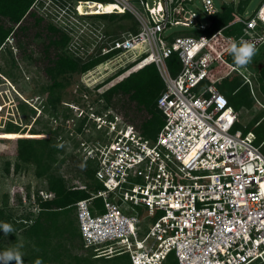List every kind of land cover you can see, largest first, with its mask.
<instances>
[{"label":"built area","instance_id":"2783aa9c","mask_svg":"<svg viewBox=\"0 0 264 264\" xmlns=\"http://www.w3.org/2000/svg\"><path fill=\"white\" fill-rule=\"evenodd\" d=\"M39 1L44 15L53 16L62 29L77 21L78 9L71 4ZM108 1L129 13L138 30L113 40L101 55L115 52L108 63L133 53L124 66L137 61L131 72L155 65L163 82L156 99L163 121L149 139L121 117L110 118L102 100L73 106L78 119L86 116L94 126L93 137L79 141L75 154L96 164L95 179L102 187L73 205L84 246H101L108 256L127 255L131 264H264V155L259 149L264 142L256 145L253 133L236 129L238 113L215 82L206 83L219 65L230 66L227 49L233 40L242 38L256 50L264 46V0L247 19L238 16L218 29L212 0H200L207 24L197 20L195 0H152L151 6L145 0ZM176 26L193 35H164ZM172 55L181 66L175 75L166 62ZM230 71L241 75L236 66ZM38 195L41 201L54 198L46 191ZM97 199L102 210L93 204ZM32 203L38 212L36 198Z\"/></svg>","mask_w":264,"mask_h":264},{"label":"trees","instance_id":"16d2710c","mask_svg":"<svg viewBox=\"0 0 264 264\" xmlns=\"http://www.w3.org/2000/svg\"><path fill=\"white\" fill-rule=\"evenodd\" d=\"M62 3L64 5L67 3L71 4L72 9H74L77 3H81L78 11L79 15L82 16L75 14L79 18L105 20L120 17L130 22L134 19L129 13H122L121 8L110 4L108 0H62ZM95 3L102 5L98 6ZM36 4H38V0H0V52L5 48L11 54L12 49H15L17 58H30L35 63L36 69L39 70L40 74L49 83V93L53 94L55 91L63 88L62 81L58 80L59 76L68 74L83 75L90 69L102 65L115 54V52H112L89 59L83 63H78L77 60L69 57L65 52L66 47L71 41L68 31L55 24L41 10L38 11ZM39 5L40 9L44 6L40 2ZM116 9H119V13L122 14L113 13V10ZM239 9L241 10L242 8ZM228 16V7H222L219 17L218 14L213 17V20L218 18L213 28L218 29L227 24ZM135 32L137 30L133 33ZM9 40H11V43H8ZM35 41L39 43L35 45ZM32 46H36V48L33 47L34 49L31 50ZM34 54L36 55L34 56ZM13 58L15 57L13 56ZM166 62L171 74L175 75L181 67L178 57L172 55ZM136 63L137 61L119 69L120 71L117 74L128 68L130 69ZM228 64L235 66L232 55L228 59ZM253 64H255V73L257 75L255 79L264 87V64L260 62ZM230 66L221 64L212 72H225L222 78L220 77L221 80L217 84V88L226 97L235 112L239 113L241 110H248L253 99L250 95L248 84L243 81V77L240 74L233 72L235 75L230 77L231 75L228 74ZM251 66L252 63L250 64ZM115 76L116 74L108 77L99 85H96L95 89L100 88L103 84H107ZM206 83L209 82L206 81ZM162 90L163 82L159 73L155 65L149 64L131 73L102 94L97 95L94 103H99V100H102L101 108L102 110H110V118L114 116L121 117L117 113V110H115L116 108L113 104L114 96H119L125 101L126 105L125 103L121 104L125 111L127 105L132 104L137 112H141L140 114L138 113L140 116L138 119L139 123L133 122L134 120L126 121L121 118L126 124L132 125L138 133L144 136L141 128L142 122H149L151 129H155L153 131L157 130V132L162 125V115L156 108V99ZM55 105L56 102L53 99L47 98V107L56 109ZM260 108L264 113V109L261 106ZM29 110L33 111L32 109ZM42 110L46 112L45 106ZM97 112L99 113L100 110H97ZM254 118H252V121L255 123L254 129H256L262 121H258L259 119L255 120ZM86 126H88L90 131L85 136L92 138L94 126L92 123L86 122V116H83L74 124L75 130L79 133H82L87 128ZM59 129L60 127L53 126L45 131L27 129L9 119L4 123L2 134H0L2 135L0 141L13 148L12 151H2L1 155H14L17 157L19 163L32 166L34 168V176L40 182L38 183L42 187H45V189L40 187V190L54 194L53 199L41 201L37 192L36 200L39 211L35 217L29 213L27 216L18 219L16 228L23 227L24 225L27 226L24 236L30 242V250L25 260L30 264H35L37 259L42 261V264L50 262L62 264L61 257L65 256V254L67 255V251H60L58 248H62L61 244L64 241V235L66 234L68 238L75 236L77 233L80 241L81 236L78 226L75 227L73 220L67 219L61 225H58V217L63 215L67 218L70 212L75 213L73 205L76 202L88 199L91 192H96L102 188L95 179L97 166L93 161L83 162L74 152L73 154L67 152L63 155L64 151L59 148L56 141V137L59 135L57 130ZM243 133H253L256 145L264 142V139H260L257 136L258 134L256 135V132L254 133L252 130L246 129ZM72 141L75 142V147L77 148L78 141ZM7 165L9 164L6 163ZM17 166L19 164L16 165V169ZM6 172H8L7 168ZM78 185H85L87 190L73 189ZM93 204L102 210V201L100 199L93 201ZM0 223L11 224L2 209H0ZM74 228L77 231L76 233L72 232ZM58 234L63 237L62 240L57 239ZM3 236L4 233L0 230V239ZM55 239L59 243H53L52 240ZM53 244L55 247H51ZM4 251L2 250L0 253ZM116 257L122 259L118 262L119 264H131L127 255ZM74 259L76 264H79V258L74 257Z\"/></svg>","mask_w":264,"mask_h":264},{"label":"rangeland","instance_id":"374dc122","mask_svg":"<svg viewBox=\"0 0 264 264\" xmlns=\"http://www.w3.org/2000/svg\"><path fill=\"white\" fill-rule=\"evenodd\" d=\"M145 1L151 6L152 0ZM39 2L42 3L41 1ZM39 2L36 4V7L38 11H42ZM262 2L263 0H212L214 7L219 13L222 7L227 6L233 15H236L240 11V16L244 19L250 17L260 7ZM80 4L77 3L75 7L78 9ZM194 5L193 10L196 13L197 20L203 24L209 23V19L202 12L200 0H195ZM239 8L242 9L240 10ZM78 16H82L79 15V11ZM78 16L76 18L77 21H73V24L68 28L71 41L65 49L66 54L77 60L78 63H83L100 56L102 48L109 47L113 40L120 38L127 32L138 30L137 22L134 19L130 22L120 17L102 20L98 18H79ZM67 18L69 19V17ZM49 19L53 21L55 18L51 16ZM191 33L192 30L189 28L176 26L167 29L164 35L167 37L186 36ZM8 43H11V40ZM37 43L39 42L35 41V45ZM33 47H31V50L36 48V46ZM263 53L264 46L256 51V55L252 58L251 63L256 59H264ZM132 55L133 53H128L120 56L119 60L118 58L111 59L108 63H103L90 69L85 75L76 76L68 74L59 76L58 80L62 81L64 86L51 94L48 91L49 83L40 74L39 70L36 69L35 63L30 58H17L15 49H12L10 54L4 48L0 52V134H2L4 123L9 119L15 123H19L22 127L33 130L45 131L51 126L60 127L57 130L59 135L56 137V141L59 148L64 151L63 155L67 152L69 154L75 153V142L72 140L78 142L86 140L88 126H86L87 128L82 133L75 130L74 124L80 119H78L79 111H75L73 106L82 108L83 105L85 108L86 103H94L97 95L105 92L108 88L133 73L128 71V68L117 74L120 71L119 69L126 65V62L129 61ZM250 64L244 68H240V70L245 75V78L242 79L248 84L253 100L248 110H241L238 113L239 120L236 129L242 132L246 129L252 130V132H256V135L258 134L257 136L260 139H264V113L259 106V103H264V87L255 79L257 77L255 64L251 67ZM230 72L229 70L228 74L231 75L230 77L235 75V73ZM221 73L220 77L222 78L225 72ZM115 74L116 76L111 81L95 89L96 85H99L108 77ZM83 96H85V99ZM47 98H51L56 102V109L46 106ZM122 103H125L122 98L114 96L113 104L117 113L126 121L134 120L133 122L139 123L138 119L141 112H137L132 104L127 105L125 111L124 107L121 106ZM44 106L46 112L42 110ZM92 108L94 109L93 106ZM29 109H32L34 112ZM253 117H255V120L259 119L258 121H262L256 129H254L255 123L252 121ZM150 125L147 121L141 123L143 135L151 139L156 136L157 130L153 131L155 129L152 130ZM1 137L2 135H0ZM12 149L11 146L0 141V209L9 218V222L14 229L12 233L7 236L4 235L0 239V252L19 247V250L23 254V264H30L25 260L30 250V242L24 236L27 226L24 225L20 228H16V226L18 225L19 218L27 216L29 213L33 217L37 214L36 209L33 207L32 199L36 198V193L41 191L40 187L42 186L34 176V168L32 166L19 163L17 157L14 155H1L2 151H12ZM259 149L264 155V145L260 146ZM6 163L9 165L6 166ZM18 164L19 166L16 169V165ZM6 168L8 172H6ZM42 188L45 189V187ZM26 195H29V197L27 198ZM143 215L140 213L141 219L143 218L145 222H148L149 220ZM67 219L73 220L75 227L77 226L75 213L73 212H70L67 218L63 215L58 217L57 224L61 225ZM141 226V231L145 232L147 228L146 224H142ZM72 232L76 233L77 231L74 228ZM57 239L62 240L63 237L58 234ZM63 240L61 244L62 248H58L60 251H67V255L65 254V256L61 257L62 264H76L74 257L79 258V264H119L118 262L122 260L116 256H108L101 246L85 247L82 240L80 241L78 238L77 233L75 236L68 238L65 234ZM52 242L59 243L56 239L52 240ZM21 245L22 247H20ZM51 247H55V245L53 244ZM48 264L58 263L50 262Z\"/></svg>","mask_w":264,"mask_h":264},{"label":"clouds","instance_id":"9594fccd","mask_svg":"<svg viewBox=\"0 0 264 264\" xmlns=\"http://www.w3.org/2000/svg\"><path fill=\"white\" fill-rule=\"evenodd\" d=\"M261 19H264V9L261 11ZM227 50L232 55L237 69L244 68L250 64L257 51L252 43L242 38L239 42L233 40ZM0 230L3 231L5 236L14 231L13 226L9 223H0ZM13 262L14 264H23V254L19 250V247L0 253V264H13ZM35 264H42V261L37 259Z\"/></svg>","mask_w":264,"mask_h":264},{"label":"crops","instance_id":"0c3cea01","mask_svg":"<svg viewBox=\"0 0 264 264\" xmlns=\"http://www.w3.org/2000/svg\"><path fill=\"white\" fill-rule=\"evenodd\" d=\"M219 14L220 13H218V17H219ZM228 20H227V23L229 22H234L235 20H236V18L238 17V16H240V12L239 13H237L236 15H233L232 14V12H231V10L230 9H228ZM218 19V18H217ZM217 19H214L213 20V22H214V24H215V22H216V20ZM226 25V24H225ZM234 28H238L237 26H235ZM189 35H193V33H191V34H189ZM189 35H187V36H189ZM263 47V46H262ZM261 48V47H260ZM259 48V49H260ZM258 49V50H259ZM263 55H264V53H263ZM255 62H260L261 64H264V59H261V60H259V59H256V60H254L253 62H252V65H253V63H255ZM241 71V75L240 76H243L244 74H243V71L242 70H240ZM220 76H221V73H219V71H215V72H212V74L210 75V79L207 81V82H215V84H216V86H217V84L220 82ZM245 76V75H244ZM244 78V77H243Z\"/></svg>","mask_w":264,"mask_h":264},{"label":"snow or ice","instance_id":"6c2138e0","mask_svg":"<svg viewBox=\"0 0 264 264\" xmlns=\"http://www.w3.org/2000/svg\"><path fill=\"white\" fill-rule=\"evenodd\" d=\"M224 102H223V100H221V104H223Z\"/></svg>","mask_w":264,"mask_h":264},{"label":"bare ground","instance_id":"6f19581e","mask_svg":"<svg viewBox=\"0 0 264 264\" xmlns=\"http://www.w3.org/2000/svg\"><path fill=\"white\" fill-rule=\"evenodd\" d=\"M135 69H138V68H135Z\"/></svg>","mask_w":264,"mask_h":264}]
</instances>
